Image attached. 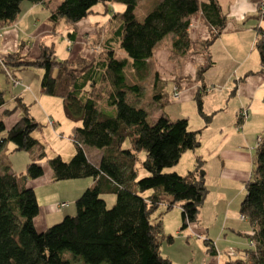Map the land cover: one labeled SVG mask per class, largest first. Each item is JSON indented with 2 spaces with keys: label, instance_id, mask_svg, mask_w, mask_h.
<instances>
[{
  "label": "trees",
  "instance_id": "1",
  "mask_svg": "<svg viewBox=\"0 0 264 264\" xmlns=\"http://www.w3.org/2000/svg\"><path fill=\"white\" fill-rule=\"evenodd\" d=\"M25 1L45 6L52 25L59 21L70 26L81 22L96 3L106 6L118 2L124 9L112 15L110 19L117 23L102 49L90 60H56L53 45L43 43H39L36 58L22 57L18 48L1 60L0 72L12 84L17 81L14 71L40 69L41 93L62 100L66 118L79 123L70 131L75 146L71 157L63 160L58 154L45 157L42 150L37 153L50 168L51 179L55 182L91 177L92 184L74 199L73 215H65L37 231L33 220L38 204L25 181L40 177L43 169L32 160L16 174L0 159V264H174L159 253L160 243L172 240L170 234L163 233L159 217L161 212L177 206L181 228L196 221L207 193L200 169L203 161L195 157L192 169L184 175L170 169L183 152L199 146V130H189L186 118L170 120L163 114L168 96L153 73L148 97L160 112L151 118L143 104L144 86L140 83L147 75L146 62L153 48L166 35H171L170 50L179 57L206 53V65L196 70L198 77L204 73L210 64L206 48L226 22L217 0H151L140 19L135 15L139 0H60L51 8L46 0H0V26L12 22ZM261 2L253 29L258 72L264 76V0ZM195 14L208 27L203 41L189 39V24ZM68 36L73 40L75 32L71 30ZM116 43L130 60L134 82L127 83L123 74L127 60L115 57ZM210 87L200 86L194 99L205 122L209 118L202 114L198 93ZM174 90L173 95L176 86ZM262 103L264 114V94ZM4 104L0 91V107ZM18 107L21 114L10 128L6 129L0 119V147L10 142L16 151H29L37 144L31 133L39 124L29 116L25 105L19 102L0 114L6 117ZM237 115L241 121L240 111ZM256 137L252 172L243 183L244 196L238 208L239 216L251 226L244 235L249 244L242 256L228 255L224 264H264V126ZM87 146L100 152L96 162L86 155ZM140 173L143 175L138 178ZM103 192L113 195L109 207L100 196ZM203 244L215 255L210 239L203 237Z\"/></svg>",
  "mask_w": 264,
  "mask_h": 264
},
{
  "label": "crops",
  "instance_id": "2",
  "mask_svg": "<svg viewBox=\"0 0 264 264\" xmlns=\"http://www.w3.org/2000/svg\"><path fill=\"white\" fill-rule=\"evenodd\" d=\"M60 1V0H59ZM204 1V0H199ZM48 8L54 7L57 2H54L53 4L50 3L51 1L46 0ZM217 3L220 6L221 12L226 16V22L225 27L222 29L221 33L216 37L215 40H213L208 46H207V55L210 60V64L206 66L204 73L200 77L197 76L196 70L199 67H203L206 65L205 57L206 53L201 54L198 52H195L193 54L186 53L184 55V59L187 61V72L182 73V71H179L178 73L169 72V74H173L171 78H166L168 75V72H165V75L162 74V77L160 74L157 77V82L159 84L163 85V89L165 90V85L170 86V90L168 93L174 88V86L177 87V92L174 97L175 99H180L183 102L191 101L194 114L196 117V120H194V123H196L194 126H189V121L187 119V128L189 130H199L198 138L200 139V144L197 147L198 153L193 151L191 155H189L187 158L184 159L185 166H187L188 162L191 166L187 168L184 173L177 172V166L172 167L170 170L174 171L176 174L184 175L187 171L192 169L194 164V158L198 157L200 158L204 165L206 164L207 167H209L211 164H213L212 168L215 171L216 177H213L212 174L209 175L205 170L204 172V184L206 185V188L208 186L210 187L209 183L212 184L214 181L215 183H218V180H226L233 181L239 180L240 182L244 183L245 180H247L252 172L253 168V154L251 156V148L250 143L247 140V137L245 136L246 133L251 129L245 130L247 125H251L253 123V118L255 116L261 117L262 114L255 113V111H260L262 103V97L264 94V76H262L258 72L259 68V58L258 63L255 68L252 67V64L255 62L253 59L251 61L247 58V50L251 48V45H254L255 37L253 44H251L252 36L250 35V41L246 38V36L243 35V31H246L248 28H245L244 22L246 20H250L249 25H251V29L255 26L258 21H256V15L258 14H252L253 11L258 8V5L261 3L259 0H217ZM49 11L45 6H43L40 3L32 4L27 1L25 3H22L20 5V9L14 20L8 24H3V26H0V55L2 54L5 56L7 53H14L18 48H20V55L25 58H36L39 52V43H43L45 45H49V43H52V41L57 38L58 36V28L61 23L63 24V28L65 30L64 35H62V41L66 49V55L67 58H64L66 60H70L72 58V54L74 52L73 47L76 40V33L73 40L70 41V38L68 36V32L71 30L74 31V25H68L64 22L59 21L57 24L52 25L49 23L48 20ZM84 20V19H82ZM247 21V22H248ZM80 23V22H79ZM254 30V29H253ZM60 33V32H59ZM55 35V36H54ZM208 36V27H206L201 19V16L199 14L193 15V17L190 20L189 24V39L192 41H203ZM255 36V32H254ZM167 40H169L167 38ZM161 43V41L153 48L152 50V59L155 63V71L157 67L163 66H169L170 63L167 61H163V58L161 61L157 55L156 51L157 46ZM171 43V38H170ZM169 43V44H170ZM20 46V47H19ZM155 57V58H154ZM150 59V58H149ZM148 59V60H149ZM63 60V59H62ZM163 61V62H162ZM165 63V64H164ZM32 68V67H28ZM28 68L18 69L17 71L13 72V76L15 77V80L20 81L21 83L25 84L23 80L20 78H25L24 74L31 72L33 75L31 79L24 80L27 81V84L23 87L18 86L20 83H17V85L12 84L11 89L16 90V92L13 95L14 101L17 102L15 107L18 106V103H22L27 106V104H30L29 107H26L27 113L28 109L31 111L29 116H31L34 121L39 124V117L40 113H43V115L46 117V120L51 123V127L53 130L54 120L51 117L50 112H46L43 108H41L40 105L35 109L36 113H33V106L34 104L31 103V100L38 101L39 104L41 100H44V96L39 90V77L41 75V70H30L28 71ZM33 69V68H32ZM26 71V72H25ZM28 71V72H27ZM1 73V72H0ZM155 74L154 72H152ZM2 74V73H1ZM19 75V77L17 76ZM4 77V75H3ZM4 80L5 79L4 77ZM4 80L0 76V91H2L1 86H3ZM21 85V84H20ZM211 86L208 91L206 92H199L198 94L201 95V105H202V114L204 116H208L209 120L205 122L202 115H199L196 106H195V95H197L196 92L200 91V86ZM26 92L31 93L30 98L31 100L25 95ZM166 92V90H165ZM167 93V94H168ZM173 98V99H174ZM62 101V100H61ZM28 102V103H27ZM4 109V107H0V113ZM245 110L246 118L241 119V121L238 119L237 113L240 114L242 111ZM237 111V112H236ZM244 112V111H243ZM263 112V109H262ZM236 113V115H235ZM20 110L19 107L12 112L11 114L7 115L5 118L6 120L2 121L3 125L6 129L10 128L14 122L19 118L20 116ZM158 111L156 113V116L158 115ZM228 115L227 117L225 116ZM1 115V114H0ZM44 116H41L40 119ZM155 116V117H156ZM175 118H183V117H175ZM175 120V119H174ZM69 122V129L67 134V139L70 144H67L70 149V152H67L66 149L63 151V155L70 156L74 152V145H72L71 140V128L75 126V124L79 123H73ZM240 124V130L237 128L235 129V126L233 123ZM57 123V122H56ZM40 125V124H39ZM233 125V126H232ZM33 133V132H32ZM31 133V135H32ZM60 134V133H59ZM257 135V134H256ZM34 137V135H33ZM35 138V137H34ZM12 145V143H11ZM247 145L246 151H244V146ZM6 146V143L2 146L1 151H3ZM13 147V145H12ZM65 148V147H64ZM14 149V147H13ZM192 151V150H191ZM99 152V151H98ZM97 152V153H98ZM195 152V153H194ZM100 153V152H99ZM254 153V151H253ZM59 156H62V154L57 153ZM181 157V156H180ZM27 158V157H26ZM0 159L5 160V162L8 164L9 169L14 173H21L24 171V169L19 168L20 170L16 172V170L10 165L8 160L4 159L0 153ZM180 159V158H179ZM27 162H29L31 159H26ZM202 163V166H204ZM41 166V163H39ZM26 165V164H25ZM12 167V169H11ZM48 166L44 163L42 164L41 168H43V174L40 177L34 178L33 180L26 179L25 185L32 189L35 193V187L44 185L54 182L51 179V170L50 168H47ZM209 182V183H208ZM48 183V184H49ZM76 183V182H75ZM74 183V184H75ZM92 184V180L89 181L87 187ZM72 184H70L71 186ZM76 185V184H75ZM218 186V185H217ZM217 186H214L215 188H219ZM52 187V186H51ZM72 191L73 189L70 188ZM76 191V190H75ZM73 196H77V191L75 192ZM218 197L221 198L222 196L227 197L226 194L219 193L217 190ZM57 194V193H56ZM53 191L51 192V195H56ZM220 196V197H219ZM36 202L38 204V214L34 217L33 224L37 231H42L46 229V227L52 225L53 223L57 222L60 217L63 215V211H57L55 210V203L54 202H45L42 204L40 200L38 199L37 194L35 193ZM74 197L71 196L70 200H73ZM66 201V200H65ZM201 207V205H200ZM199 207V208H200ZM158 212L160 210H157ZM157 211L153 215V218L157 215ZM167 212V211H166ZM160 214V224L161 229L163 230L164 234H170L172 232L175 235H178L180 238V232L182 229L174 228L178 222L175 220L172 226H167L166 218L167 213ZM168 221V219H167ZM249 225V224H248ZM196 226V227H195ZM200 229H198V228ZM202 226L199 225L198 220H196V225L193 224H187L185 231L188 229L194 231L195 234H199L201 237L202 233ZM251 227V226H250ZM174 228V229H173ZM173 229V230H172ZM196 229L200 231H196ZM189 230V231H190ZM248 231L244 232H238L241 234V236L244 237L245 234L248 233ZM206 230H204V237L207 239H210L212 241V246L214 247V250L216 251L215 255H212L208 250H206L204 244L203 245H197V256L200 255V260H198V257L195 256V251L190 254L186 253L184 257L182 258V255H180L177 252H173L172 249L165 251L166 249H162L164 253L160 252L162 256L167 258L169 261H171L174 264H181V261L189 260L191 263L188 264H194L192 262L194 258L197 257V262L199 264H224L227 257L223 258V256L218 253V241L220 235H215L214 239L216 242H214L208 235L205 234ZM245 238V237H244ZM199 239V238H198ZM173 240V239H172ZM202 240V239H201ZM163 241L160 243V246L162 247ZM159 246V247H160ZM204 246V247H203ZM246 248V244H244V247H242L243 252H239L237 249L236 256H242L244 253V250ZM187 248H184V250ZM183 264V263H182Z\"/></svg>",
  "mask_w": 264,
  "mask_h": 264
},
{
  "label": "rangeland",
  "instance_id": "3",
  "mask_svg": "<svg viewBox=\"0 0 264 264\" xmlns=\"http://www.w3.org/2000/svg\"><path fill=\"white\" fill-rule=\"evenodd\" d=\"M50 1H51L50 3L53 4L54 2H57L59 0H50ZM148 1L150 3L151 0H139L138 1L136 10H135L136 18L140 19L143 16V14H145V12L148 11V8H149ZM260 1L262 0H259V2ZM123 9L124 8L122 4L118 2L109 3L106 6L101 5L100 3H96L92 7V10H93L92 13L88 14L84 20H81L80 23H77L74 25V32L76 33L77 37L74 43L75 45L73 47V50H74L72 54L73 56L69 61H71L75 57H84L86 60H90L92 59V57H94V55H97V53L102 49V45L104 44L103 42L105 41L106 38H108V36L111 35L112 33L111 30L115 27L117 23L116 20L112 21L113 19L111 20L110 18H112V15L115 12H121ZM253 12L254 13L252 14H256L257 13L256 9ZM250 20L249 21L246 20L244 24H242L244 25L245 28H248L246 31H243V35L246 36L248 41H250V35H251L252 36L251 44H253L255 36H254V30L251 29V25H249ZM64 32L65 30L63 28V24L61 23V25H59V28H58L57 38H55L52 41V43H49L53 45L54 56L56 60H61L69 56V55L68 56L66 55L67 48L64 46L63 41H62V35H64ZM167 38L169 40H167ZM170 38H171V35H166L162 37L161 43L156 47L157 50L154 51L156 52V55L159 58L165 57L164 59L161 58L160 61L163 59V61L165 62L167 61L168 63H170V65L169 66L162 65V67L158 66L155 71V63L152 57L150 56V59L147 60L146 62L147 69L145 73L147 75L144 77V80H142V82L140 83L141 86H144L143 87V93H144L143 104L145 105V108H148V110L150 111L151 118L156 116L157 111L158 113L160 112V107H157L153 101L151 103L148 97L150 93L152 72L154 73L156 72L155 74L157 76L161 74V76L159 77H162L163 76L162 74L165 75V72H168V75L166 77L168 79L174 76L173 74H169V72L171 71L174 73H178L179 71H182V73L184 72L188 73L187 69H185V67L187 68L186 59H184V57H179L177 53L170 50V44H169ZM115 46L116 47L113 50L115 53V57L116 58H126L127 60L126 66L123 70V74L126 77L127 83L136 81L135 76L132 74V69L129 64V61H130L129 58H127L126 54L117 47L118 46L117 43ZM247 55H248L247 58L250 61L251 59L255 61L252 64V67L255 68L258 63V58H257V50H256V47H254V45L253 46L251 45V48L247 50ZM3 57L4 56L1 54L0 55V67H1V60ZM30 70H37V68H33V69L28 68V71ZM0 76L4 80L3 74L0 73ZM17 76L19 77L18 74ZM32 76L33 75L31 74V72L24 74V77L26 78V80L31 79ZM20 79L23 80L25 84L19 81L21 85L19 84L18 86L20 87L25 86L27 84V81L24 80L23 78H20ZM11 86H12L11 80H8V79L4 80L3 86H1V89L3 92V99L5 103L3 105L4 109L13 108L15 107L14 105L17 104V102H15L13 98V95L16 92V90H12ZM165 90L167 94L168 91L170 90V86L165 85ZM172 90H174V88ZM25 95L31 100L30 98L31 93L28 94V92H26ZM43 96H44V100L43 101L41 100L40 104L38 101L31 100L32 104L35 103L33 106V113L38 115V113H36L35 111L38 105H40L41 108H43L46 112L47 111L50 112L51 117L55 123L53 125V130L51 127V123L48 122V120H46V117L43 115V113H40V117L41 116H44V117H42L41 119L39 117L38 122L40 125L32 133V135H34L35 139L37 140V144L33 148H31V150L29 151H25V150L18 151L17 150L16 151L13 149L10 142L6 143V146H5L6 148H4L3 151H1V148L3 147H0V153L2 157L8 160V162L10 163V165H12V167L16 170V172L20 170L19 168H21V166H22L21 169H24L28 163L32 162V160L38 161L39 163H41V166L43 163L47 165L44 157L43 159L37 157V153L41 150L44 152L45 157L54 156V154H57V153H60L62 154V156H64L63 151L65 149L67 152H70L71 148L69 147L66 148V146H68L67 144H70L67 139V134H66L68 133V129H69V122H68L69 120L66 118L64 111H62V101L58 97H55L52 95L48 96V95L43 94ZM165 96H168V101L165 105H163L162 112L163 114L166 115L167 118H169L170 120H174L175 117H183V118L187 117L189 121V126L192 127L196 124L194 123V120H196V117L194 114L191 101L183 102L180 99H175L174 97H176L177 95L170 94V92ZM29 106L30 104H27L26 107H29ZM262 109H263V105L261 106L260 111H257V110L255 111V113L261 112L260 113L262 114L261 117L255 116L253 118V123L251 125H247V127L245 128V130L251 128L245 135L247 137L248 142L250 143L251 156L253 154L255 143H256V138H257L256 134H258L263 129V126H264L263 125L264 114L262 112ZM243 111H244L243 118H246L245 110ZM30 112L31 111L28 109V113ZM225 116L227 117L228 115L225 114ZM236 116L239 117V115H236ZM0 119L2 121L6 120L5 116H2V114L0 115ZM233 125L235 126L236 130L237 128H239L238 130H240V126H239L240 124H236L234 122ZM246 146L247 145L244 146V149H243L244 151H246V148H245ZM74 151H75V146H74ZM193 151L198 153V148H194L192 151L191 150L185 151L181 154V157L178 160L177 165L174 166V167L177 166L176 167L177 172L184 173V171H186L187 168L191 166V164L188 165L189 162L187 166H185L186 162L184 161V159L187 158L189 155H191ZM97 152L98 151L94 148H90L88 146L86 148V155L89 156V159L92 162H96L98 160L99 152L98 153ZM67 154H65L66 156L61 157V158L65 160L71 157V155L67 156ZM26 157L28 159H31L27 163H25L27 161ZM141 158H142V155H139V159ZM212 166L213 164L207 167V165L205 164L204 166H201L200 169L205 170L206 168L205 171L209 175L212 174L213 177H216V175H214L215 171L212 168ZM16 174H19V173H16ZM138 175H139L138 178H140L143 175V173H140ZM90 180H92L91 177L58 180L52 183L48 182L49 184L47 183L44 185L37 186L33 190H35V193L37 194L40 202L41 201L43 202V203L41 202L42 204H44L47 201L54 202L55 203L54 205L56 208L55 210L63 211V215L60 217L61 219L65 215L68 216V215H73L75 213L74 212V201H75L74 199H76L78 195L85 188H87V185ZM226 180L227 179L225 180L219 179L218 183H215L213 181L212 184L208 182L210 187L208 186L207 193L205 194L206 196L204 197L201 203V207L198 209V212L196 214V217H197L196 220H198L199 225L202 226L201 227L202 228L201 237L199 234H195L194 231L192 232V230L190 229H188V231L187 230L185 231L186 226L183 228L180 227L181 218H180L179 207L173 206L171 209H168L167 211L168 214H167V217H165L166 218L165 222L168 223L167 226L169 225L172 226L176 220L178 224L174 228L177 227V229H182L180 232L181 236L179 238L178 235H175L172 232H170L173 240H171L170 243L163 241L162 247L161 246L159 247L160 252H162L164 249H166L165 250L166 252L167 250L172 249L173 252L179 253L180 255H182V258H183L187 252L192 254L195 251V256H197V253H196L197 245H203L204 230H206L205 234L211 235L209 237L214 242H216V240L214 239L215 235L217 234L220 235L218 238L219 239L218 253H220L223 256V258L224 257L226 258L228 256V251L230 250L234 251L233 254H236L237 249L239 250L240 254L241 252H243L242 247H244V244H246L247 246L249 242L247 238H244L238 232H244L247 230H251V227L248 225V222L243 220L239 216V213H238V208L240 205L239 202L241 198L244 196L243 183L240 182L239 180H234V182L233 181L226 182ZM70 184L72 185L70 186ZM214 186H217L219 188H215ZM70 188L73 190L71 191ZM75 190L77 191L76 197L75 195L73 196ZM217 190L219 191V193L226 194L227 197L222 196L221 198H217L218 197V194H216L218 193ZM52 191L55 194L56 193L57 194L51 195ZM71 196L74 197L73 200L72 199L70 200ZM100 196L103 199H105L107 207L111 206L112 201H113L112 193L110 194L108 192L107 193L103 192L100 194ZM58 203L59 204L66 203V205L60 207L58 206L59 205ZM167 212H163L162 214H165ZM152 218H153V215L151 216V219ZM190 224L196 225V221L191 222ZM198 229H196V231H200ZM184 248H187V249L184 250ZM197 257H198V260H200L199 254ZM197 257L194 258V260L192 261L194 262V264H199L197 262ZM182 263L188 264L191 262L189 260H185V261H181V264Z\"/></svg>",
  "mask_w": 264,
  "mask_h": 264
},
{
  "label": "built area",
  "instance_id": "4",
  "mask_svg": "<svg viewBox=\"0 0 264 264\" xmlns=\"http://www.w3.org/2000/svg\"><path fill=\"white\" fill-rule=\"evenodd\" d=\"M17 83H19L18 80H17V81H13V84H14V85H17ZM174 94H176V93H174ZM243 114H244V112L241 113V115H243ZM58 204H59V203H58ZM65 205H66V203H60L58 206L62 207V206H65ZM233 252H234V251H232V250L228 251V255H229V256H235V254H233Z\"/></svg>",
  "mask_w": 264,
  "mask_h": 264
},
{
  "label": "water",
  "instance_id": "5",
  "mask_svg": "<svg viewBox=\"0 0 264 264\" xmlns=\"http://www.w3.org/2000/svg\"><path fill=\"white\" fill-rule=\"evenodd\" d=\"M199 173H201V172H199Z\"/></svg>",
  "mask_w": 264,
  "mask_h": 264
}]
</instances>
